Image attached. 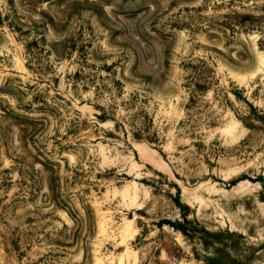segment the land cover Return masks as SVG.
Segmentation results:
<instances>
[{
  "label": "rangeland",
  "instance_id": "obj_1",
  "mask_svg": "<svg viewBox=\"0 0 264 264\" xmlns=\"http://www.w3.org/2000/svg\"><path fill=\"white\" fill-rule=\"evenodd\" d=\"M0 264H264V0H0Z\"/></svg>",
  "mask_w": 264,
  "mask_h": 264
}]
</instances>
